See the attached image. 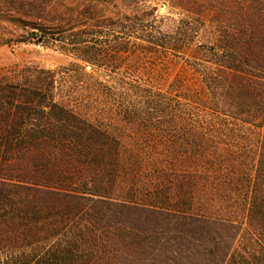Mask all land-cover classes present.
Wrapping results in <instances>:
<instances>
[{
    "label": "trees",
    "instance_id": "trees-1",
    "mask_svg": "<svg viewBox=\"0 0 264 264\" xmlns=\"http://www.w3.org/2000/svg\"><path fill=\"white\" fill-rule=\"evenodd\" d=\"M169 1L171 31L137 0H0L76 60L0 79V264H264V0ZM202 31L201 64L148 66Z\"/></svg>",
    "mask_w": 264,
    "mask_h": 264
},
{
    "label": "rangeland",
    "instance_id": "rangeland-1",
    "mask_svg": "<svg viewBox=\"0 0 264 264\" xmlns=\"http://www.w3.org/2000/svg\"><path fill=\"white\" fill-rule=\"evenodd\" d=\"M150 6L157 7L154 16L150 20L159 29L164 31H171L176 26L184 25L181 23L182 20L186 21V23L190 21L188 19V13L180 7L172 6L169 0H137L133 5L122 6V9L127 13H134L133 9L136 7L149 11ZM213 14L214 12L212 11V16ZM22 34L23 30L21 27L12 21H3L0 24V79L25 68L57 69L68 66L71 62L76 61L69 53L61 48L60 44L52 41L39 42L37 38L23 41ZM203 34V31L197 33L193 41L187 43L189 44L186 47L187 49L181 52L169 46L162 50V55L148 54L146 58L148 66L152 70L156 69V73L157 70L164 68L172 69L174 70L173 73H175L180 71L183 65L188 63V60L191 58L190 52L194 49L197 50V55L193 63L201 64V62L208 58L205 53V47H212L215 42V37L212 34ZM121 36L126 37L132 46L143 43L138 38L140 35L137 32L122 34ZM104 40L98 39V42H105ZM124 64L122 65L124 66ZM83 66L86 67L87 72H92L89 64L83 63ZM95 74L101 75V79L112 80L108 73H101L99 68L96 69ZM119 75H121V72ZM195 80L197 83L200 81V72L198 70L195 72Z\"/></svg>",
    "mask_w": 264,
    "mask_h": 264
},
{
    "label": "water",
    "instance_id": "water-1",
    "mask_svg": "<svg viewBox=\"0 0 264 264\" xmlns=\"http://www.w3.org/2000/svg\"><path fill=\"white\" fill-rule=\"evenodd\" d=\"M163 8H165V6H163Z\"/></svg>",
    "mask_w": 264,
    "mask_h": 264
}]
</instances>
